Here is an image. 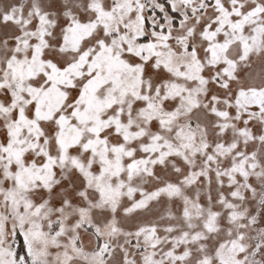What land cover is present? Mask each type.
Instances as JSON below:
<instances>
[{"label": "snow or ice", "instance_id": "snow-or-ice-1", "mask_svg": "<svg viewBox=\"0 0 264 264\" xmlns=\"http://www.w3.org/2000/svg\"><path fill=\"white\" fill-rule=\"evenodd\" d=\"M0 264H264V0H0Z\"/></svg>", "mask_w": 264, "mask_h": 264}]
</instances>
